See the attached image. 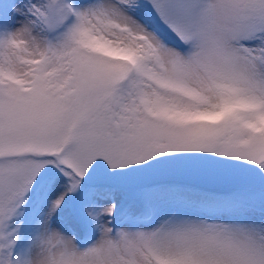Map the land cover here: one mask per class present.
<instances>
[{
    "label": "snow or ice",
    "instance_id": "snow-or-ice-1",
    "mask_svg": "<svg viewBox=\"0 0 264 264\" xmlns=\"http://www.w3.org/2000/svg\"><path fill=\"white\" fill-rule=\"evenodd\" d=\"M0 264H264V0H0Z\"/></svg>",
    "mask_w": 264,
    "mask_h": 264
}]
</instances>
